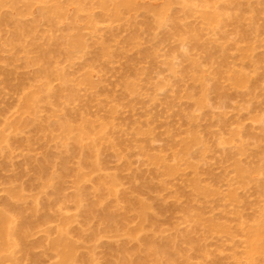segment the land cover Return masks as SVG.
Returning <instances> with one entry per match:
<instances>
[{
	"label": "rangeland",
	"instance_id": "374dc122",
	"mask_svg": "<svg viewBox=\"0 0 264 264\" xmlns=\"http://www.w3.org/2000/svg\"><path fill=\"white\" fill-rule=\"evenodd\" d=\"M37 1L19 0L14 6L7 3L0 7V211L7 209L8 202L16 203L28 219L35 215L33 204L38 209L31 218L33 225L29 220L26 237L32 252L29 249L24 254L17 247L18 253L15 248V262L55 263L50 243L66 224L69 238L77 244L76 255L83 256L78 257V264H155L152 255L168 242L173 243L169 247L175 249L174 255L171 248L166 250L177 258L176 264H244V260L251 264L245 255L250 228L244 230L264 219V0H132L131 9L121 13L125 0ZM58 6L65 14L57 15L54 10ZM209 16L214 23L208 21ZM11 18L20 19L29 28L27 35L20 36L24 44L19 39L23 48L19 42L15 48L10 45L16 38ZM78 35L86 45L78 40L74 47L77 44L72 39ZM46 50L57 51L48 67L54 65L51 74L57 72L62 78L50 75L46 78L49 82L44 80L55 89L57 101L53 94L49 98L50 90L42 92L47 87L43 88L37 59ZM232 76L235 82L230 80ZM203 77H207L204 82ZM237 77L243 80L242 85ZM213 78L215 83L209 82ZM89 79L94 81L92 85ZM206 84L210 88L206 87L205 94L202 87ZM38 90L44 95H38ZM30 91L39 98L34 96L37 108L26 111L24 100L32 95ZM202 93L207 107L203 109L202 103L198 109L196 102ZM47 97L49 104L44 100ZM66 120L73 127L69 136L61 129ZM28 124V129L23 127ZM81 127L88 128L83 131L89 137L83 142L85 133H81L78 146L74 139L83 132ZM64 133L72 141L62 137ZM186 139L190 141L186 143ZM91 142L99 148L100 156L93 150L99 161L97 171L83 165V151L89 150ZM183 142L190 146L188 154ZM161 158L165 175L160 172ZM237 162L242 164L240 169ZM83 173L84 180L79 183L78 175ZM107 176L117 181L113 195L97 182ZM78 194L81 203L75 197ZM141 201L148 206L142 205L149 208L152 221L143 222L145 218L139 216L147 211L141 208ZM114 203L117 208L123 205L117 210ZM13 207L7 212L14 211ZM104 218L114 219L115 224ZM141 225L142 235L138 233ZM146 240L159 246L153 250ZM145 247L149 248L148 256ZM137 248L141 252L133 253ZM167 252L162 256L159 252L161 264H175ZM261 262L255 264H263V259Z\"/></svg>",
	"mask_w": 264,
	"mask_h": 264
},
{
	"label": "bare ground",
	"instance_id": "6f19581e",
	"mask_svg": "<svg viewBox=\"0 0 264 264\" xmlns=\"http://www.w3.org/2000/svg\"><path fill=\"white\" fill-rule=\"evenodd\" d=\"M41 1H42V0H40L39 2L42 4ZM17 2L19 3V0H0V4H1L0 7H1L2 5L7 4V3H9V4H11V5L14 6V5L18 4ZM37 2H38V1H37ZM39 2H38V3H39ZM35 3H36V2H35ZM120 3H121V2H120ZM133 3H134V2H133ZM23 4L25 5V3H23ZM23 4H22V2H21V6H22ZM122 4H123V5H122V10L119 8V7H121V5H120V6H119V5L117 6V7H118L117 10L120 9V13H121V11H123V10H128V8L131 9V5H132V6L134 5V4H132V0H125V3H124V1H123ZM19 5H20V4H19ZM31 5H32L31 1H28L27 6L30 8ZM35 5H36V4H35ZM102 6H103V5H102ZM5 8H6V7H5ZM5 8H3V9H5ZM20 8H21V7H20ZM24 8H25V7H24ZM41 8H42V6H41ZM53 8H54V7H53ZM55 8H56V9H55L54 11H55V12L57 11V12H56L57 15H59L58 13L64 11V8L62 9V11H60L62 7L59 8V6H58V7H55ZM123 8H127V9H123ZM1 10H2V9H1ZM1 10H0V11H1ZM11 10H12V9H11ZM20 10H21V9H20ZM24 10H25V9H24ZM21 11H22V10H21ZM24 12H25V11H24ZM40 12H43V11H40ZM48 12H50V11H48ZM117 12L119 13V11H117ZM25 13H26V12H25ZM50 13H51V12H50ZM62 13H63V12H62ZM62 13H61V14H62ZM120 13H119V15H120ZM20 14H21V13H20ZM41 14H42V13H41ZM53 14H54V13H53ZM64 14H65V11H64ZM43 15H44V14H43ZM55 15H56V14H55ZM55 15H54V17H55ZM57 15H56V16H57ZM117 15H118V14H117ZM22 16H25V15H24V14L21 15L20 18H21ZM210 16L212 17L213 15H210ZM210 16H209V19H211V20L208 19V21H209L210 23H211V22L214 23V22L212 21V20H214V18H217V19H218V17H214L215 15L213 16V17H214L213 19H212ZM6 17H7V15H6ZM9 17H10V16H9ZM9 17H8V18H9ZM12 17H13V16H12ZM14 17H15V16H14ZM14 17H13V18H14ZM41 17H43V16H41ZM47 17H48V16H47ZM58 17L60 18V17H62V16L60 15V16H58ZM13 18H11L10 20L15 21L16 19H13ZM23 18H24V17H23ZM23 18H21V21H22ZM44 18H46V15H45ZM49 18H50V20L52 19L51 16H50ZM49 18H48V19H49ZM207 18H208V17H207ZM217 19H215V20H217ZM46 20H47V19H46ZM54 20H55V19H54ZM57 20H58V18L56 19V21H57ZM13 21H12V23H13ZM51 21H52V20H51ZM48 22H49V21H48ZM58 22H59V21H58ZM50 23H51V22H50ZM52 23H53V22H52ZM14 24H15V27L13 26L14 28H13V27H12V28H13L15 31L13 30V32L15 33V34H14L15 37L18 38V39L15 38L16 41H15V40L13 41L14 44H12V41H10V45H11V46L13 45L14 48H15V47H16V46H15V43H16V44H19V43H20V44H19L20 46H19V45H18V46L23 48L24 45H22L21 42H19V39L22 40V43L24 42L23 39H22V37L20 38V36H25V34L27 35V32L29 31V28L26 26V24L24 25L23 23H21V22H20V19H19L18 21H15V22L13 23V25H14ZM53 24H54V23H53ZM56 24H57V22H56ZM58 24H59V23H58ZM51 25H52V24H51ZM56 26H57V25H56ZM57 27H58V26H57ZM30 28H32V27H30ZM33 29H34V28H32V30H33ZM32 30H31V31H32ZM28 34H29V33H28ZM33 36H34V35H33ZM76 38H77V39H76ZM76 38H73V39H72V41L74 40V42H76V43H74V44H77V41H78V40H79V41H82V40H83V38H82V40H80L81 37H79V35H78V37H76ZM10 40H11V39H10ZM65 40H66V39H65ZM69 41L71 42V39H70ZM18 42H19V43H18ZM82 43H84V41H82ZM23 44H24V43H23ZM59 44H60V43H59ZM65 44H66V42H65ZM71 44H73V42H71ZM21 45H22V46H21ZM79 45H80V43H79ZM84 45H86V44L84 43ZM77 46H78V44H77L76 46H74V47H77ZM80 46H81V45H80ZM82 46H83V45H82ZM58 47H59V46H58ZM12 48H13V47H12ZM36 48H37V47H36ZM49 48H50V50H51V47H49ZM63 48H64V47H63ZM81 48H83V47H81ZM81 48H80V49H81ZM17 49H19V48H17ZM53 49H54V48H53ZM56 49H57V48H56ZM15 50H16V49H15ZM57 50H58V49H57ZM47 51H48V50H46V51H41L40 54H39V57H38V59H37L38 64H40V66H41V67H40L39 74L41 73V76L44 77L43 79H42V78H41V79H42V81L47 80L48 77H51L50 75H53V77H54V75H56L57 77H56V76H55V77H56L57 79H59V78H60L59 73H58L59 78H58L57 72H56V74H51V72H52L53 70H55V68H56V67H54V65H53V64H55V63H54L55 61H54L53 64H52V65H53V67H52L53 70H51L52 68H49V67H50L49 64H50L53 60H55L54 57H55L57 54H56L54 57H53V55H54L57 51H56L55 53H52L51 51H50V52H49V51L47 52ZM52 51L54 52L55 50H52ZM246 51H248V52H246ZM249 51H250V49H249V50H245L244 53H245V56H246V57H245V56H242L244 59L248 57V56H247V53H249ZM60 52H61V51H60ZM244 53H243V54H244ZM52 54H53V55H52ZM52 65H51V66H52ZM28 66H29V65H28ZM38 66H39V65H38ZM48 66H49V67H48ZM3 69H4V68H3ZM29 69H30V68H29ZM49 69H50L51 71H50ZM56 70H57V69H56ZM4 71H5V70H4ZM1 72H2V70H1ZM219 72H220V71H219ZM232 72H233V71H232ZM238 72H239V71H238ZM238 72H237V75H238ZM5 73H6V72H5ZM11 73H12V71H11ZM13 73H14V72H13ZM234 73H236V72H234ZM7 74H8V76L12 77L11 74L9 75V70H8V73H7ZM216 74H219V73H216ZM216 74H215V75H216ZM242 74L244 75V73H242V72H240V74H239V75L241 76V78L244 77ZM3 75H4V74H3ZM33 75H34V74H32V76H33ZM41 76H40V77H41ZM89 76H90V75H89ZM89 76H88V78H91V77H89ZM216 76H217V75H216ZM55 77H54V78H55ZM200 77H201V76H200ZM232 77L234 78L235 76H232ZM232 77L230 78V80H234V82H235V81H236L235 78L232 79ZM7 78H8V77H7ZM13 78H14V77H13ZM46 78H47V79H46ZM61 78H62V77H61ZM61 78H60V79H61ZM203 78H204V77H203ZM205 78H206V79H205ZM205 78L203 79V82L207 80V77H205ZM215 78H216V77H215ZM215 78L212 79L213 81H212V80L210 81V79H208V80H209V82H211V83H212V82L215 83V82H214ZM41 79H40V80H41ZM50 79H51V78H50ZM60 79H59V80H60ZM199 79H200V78H199ZM199 79H198V82H199L200 84H202V79L200 80L201 82L199 81ZM236 79H237V83L240 84L239 81H241L242 79L238 80L239 77H237ZM63 80H64V79H63ZM89 80H90V81H89ZM89 80H88V81L90 82V84H91V82H94V81H91V79H89ZM61 81H62V80H61ZM64 81H65V80H64ZM216 81H217V80H216ZM245 81H246V82L249 81V80H248V77L246 78ZM44 82H45V81H44ZM44 82H42L43 88L46 89V87H47V90L45 91V90L43 89L42 92L47 93V91L50 90V91L48 92V93H49L48 96H49L50 99H51V96H53V95L56 96V92H54L55 89H54V88H53L54 90L52 89V85H51V87H50V85H48L49 83L47 84L46 82H45V83H44ZM47 82H49V81L47 80ZM231 82L233 83V81H231ZM67 83H68V82H66V84H67ZM87 83H88V82H87ZM206 83L208 84V82H206ZM237 83H236V84L233 83V84H234L235 86H236V85L238 86ZM242 83H243V80H242V82H241L240 85H242ZM46 84H47V85H46ZM92 84H93V83H92ZM92 84H91V85H92ZM204 84H205V83H204ZM207 84H206V85H203V87H202V92H203L204 90L206 91V87L208 86ZM217 84H218V83H217ZM246 84H247V83H246ZM30 85H31V84H30ZM210 85H211V84H210ZM215 85H216V84H215ZM240 85H239V86H240ZM243 85H244V84H243ZM66 86H68V85H66ZM204 86H205V88H204ZM211 86H212V85H211ZM237 86H236V88H237ZM30 87H31V86H30ZM38 87H39V86H37V88H38ZM208 87H209V86H208ZM220 87H221V86H220ZM244 87H245V86H244ZM37 88L35 87L36 90H37ZM61 88H62V87H61ZM200 88H201V87H200ZM209 88H210V87H209ZM217 88H218V89H221V88H219V86H218ZM238 88H239V87H238ZM240 88H242V87H240ZM38 89L40 90V88H38ZM69 89H70V88H69ZM213 89H214V88H213ZM33 90H34V89H33ZM39 90H38V91H39ZM52 90H53V91H52ZM57 90H58V89H57ZM63 90H64V89H62V91H63ZM208 90H209V89H208ZM73 91H74V90H73ZM205 91H204L203 93H205ZM218 91L220 92V90H218ZM30 92H31V91H30ZM33 92H35V90H34ZM42 92L39 91L37 94L39 95V94H41ZM51 92H53V93H51ZM213 92L215 93V90H214ZM223 92H225V90H223ZM31 93H32V92H31ZM35 93H36V92H35ZM203 93H202V96L200 95V96H201L200 98H202V99H199L200 101L197 99L198 101L196 102V103L199 102V104H196V106H198V109L200 108V106H202V105L205 103L206 95H203ZM27 94H28V93H27ZM33 94H34V93H32V95H31L29 98H27V97H28V96H27V97H26L27 100H24V101H25V109H26V111H30V109H32V106L35 107L36 103H38V101L35 99L36 94H34V95H33ZM51 94H53V95H51ZM205 94H206V93H205ZM208 94H210V93L208 92ZM216 94H217V93H216ZM220 94H221V93H220ZM222 94H223V93H222ZM41 95H44V94L42 93ZM50 95H51V96H50ZM32 96H33V97H32ZM34 96H35V97H34ZM204 96H205V97H204ZM208 96H209V95H208ZM37 97H38V96H37ZM37 97H36V98H37ZM42 97H43V96H42ZM44 97H46V95H45ZM71 97H72V96H71ZM24 98H25V97H24ZM26 98H25V99H26ZM38 98H39V97H38ZM38 98H37V99H38ZM49 98L47 97L48 100H46V98L44 99V100L46 101L47 104H49V103H48V102L50 101ZM198 98H199V97H198ZM224 98H225V96H224ZM52 99H53V98H52ZM58 99H59V98H58ZM203 99H204V100H203ZM202 100L204 101V103H203ZM208 100H209V99H208ZM39 101H40V100H39ZM54 101H55V100H54ZM54 101L52 100V102H54ZM56 101H57V96H56ZM59 101H60V100H59ZM59 101H58V102H59ZM206 101H207V99H206ZM52 102H51V103H52ZM59 103H60V102H59ZM202 103H203V104H202ZM52 104H53V103H52ZM55 105H56V104H55ZM204 105H205V104H204ZM204 105H203V109L207 107L206 105H205V106H204ZM48 106H49V105H48ZM35 108H37V107H35ZM53 108H56V106L53 107ZM39 109H40V108H39ZM200 109H202V107H201ZM32 110H33V109H32ZM32 110H31L30 113L33 112ZM42 110H43V109H42ZM55 110H56V111H55ZM55 110H54V112H55V114H56V112H57L58 109H55ZM36 112H37V111H36ZM36 112H35V115H36ZM66 112H68V111H66ZM66 112H65V113H66ZM40 113H41V112H40ZM40 113H39V114H40ZM32 114H33V113H32ZM57 114H58V113H57ZM67 114H68V113H67ZM67 114H66V115H67ZM40 115H41V114H40ZM57 116H58V115H57ZM64 117H66V116H64ZM67 117H68V115H67ZM67 117H66V119H67ZM193 117L196 118V116H194V115H193ZM193 117H192L191 119H194ZM34 118H35V117H34ZM196 119H198V116H197ZM22 120H23V119H22ZM34 120H35V119H34ZM194 120H195V119H194ZM194 120H193V121H194ZM20 122H21V120L19 121V123H20ZM25 122H26V121H25ZM62 122H64V120H63ZM86 122H87V121H86ZM86 122H85V123H86ZM87 123H88V122H87ZM22 124H25V123H22ZM60 124H61V123H60ZM81 124H82L81 126H83V122H82ZM88 125H89V124H88ZM12 126H13V125H12ZM17 126H18V125H17ZM20 126H21V125H20ZM28 126H29V124L26 125V126H23V127L26 128V127H28ZM30 126H31V125H30ZM58 126H59V125H58ZM72 126H73V125H72ZM84 126H86V125L84 124ZM90 126H91V125H90ZM15 127H16V126H15ZM23 127H22V129H24ZM79 127H80V125H79ZM87 127H89V126H87ZM28 128H29V127H28ZM28 128H26V129H28ZM59 128H60V127H59ZM77 128H78V127H77ZM84 128H85V127H84ZM84 128L82 129V127H81L82 130H81V129H80V130L83 131ZM61 129H62V130L64 129L66 132H69V134H68V136H69V135L71 134L70 131L73 130V127H71V125L68 124V123H67V120H66V122H65L64 124H62V128H61ZM61 129H59V130H60L61 133H63V132L61 131ZM71 129H72V130H71ZM85 129H88V128H85ZM9 130H10V129H9ZM15 130H16V129H14V130L12 131V133H14ZM64 130H63V131H64ZM80 130H78V131H80ZM24 131H25V130H24ZM86 132H87V131H86ZM4 133H5V132H4ZM81 133L83 134V133H85V132H84V131H83V132H80V133H79V136L75 135V136H77L76 138H75V136H74V138H75V139H74V142H78V146H79V143H81V138H82V136H83V137L85 136L84 138H82L83 142L86 141V140L84 141V139H88V138H86L87 136L89 137V134L87 135V133H85V135H82V136H81V135H80ZM2 134H3V133H2ZM63 135H64V136H63ZM65 135H66L65 133L62 134V137H67V136H65ZM5 136H6V135H5ZM5 136H3V137L6 138L8 135H7L6 137H5ZM1 137H2V136H1ZM9 137H10V136H9ZM9 137H8V138H9ZM4 138H3V139H4ZM8 138H7V139H8ZM68 138H69V140L72 141V139H70L71 137H67V139H68ZM64 139H65V138H64ZM67 139H65V141H66ZM90 139H91V137H90ZM192 139H193V138H191V140H192ZM8 140H9V139H8ZM69 140H68V141H69ZM187 140L190 141V139H186V140H185L186 143H188ZM95 141H96V140L94 139V142H95ZM193 141H194V140H193ZM193 141H192V142H193ZM5 142H6V141H5ZM74 142H73V144H74ZM91 143H92V142H91ZM96 143H97V142H96ZM183 143H184V144H183ZM183 143H182V145L185 146V142H183ZM5 144H6V143H5ZM75 144H77V143H75ZM93 144H94V143L90 144L89 146H91V145H93ZM89 146L87 147V149H89L88 151L85 149L86 147L83 148V149H85V150L83 151V153L86 152V153L88 154V155H87L86 153H84V154H85V158H84L85 160H83V162H84L83 165H85V164H86V165L89 164V165L91 166V170L95 169V170L97 171L98 169H96V167H97V163H99V161H98V159H96V158H97L96 155L99 153V152H98V151H99V150H98L99 148H98V145H96V144L93 145L94 147L91 146L92 149L89 148ZM74 147H75V146H74ZM76 147H77V146H76ZM76 147H75V149H77ZM188 147H190L189 144L186 145L184 148L181 146V148L185 149L184 152H185L186 154H188L187 152H189V151L191 150V149H188ZM78 148H80V147H78ZM93 148H94V149H93ZM96 149H97V151H96ZM79 150H80V149H79ZM93 150H94V152H96V155L93 154ZM0 151H1V149H0ZM181 151H182V150H181ZM83 153H82V154H83ZM92 155H94V156H92ZM98 155H99V154H98ZM98 155H97V156H98ZM183 155H184V154H183ZM82 156H83V155H82ZM88 156H89V157H88ZM99 156H100V155H99ZM187 156H188V155H187ZM92 157L95 158V159H94L95 161L93 160ZM158 157H159V156H158ZM158 157H157V160H158ZM189 157H190V156H189ZM87 158H88V159H87ZM155 158H156V157H155ZM155 158H154V159H155ZM159 158H160V157H159ZM183 158H185V157L183 156ZM89 159H90V160H89ZM162 159H163V158H161L160 161H161ZM188 159H189V158H188ZM46 160H47V159H46ZM87 160L90 161L91 163L88 162ZM181 160H182V159H181ZM185 160H186V159H185ZM96 161H97V162H96ZM85 162H87V163H85ZM155 162H156V161H155ZM161 162H163V164H161L162 167H163V169H161V170H163V171H160V172H164L162 175H165V170H167V169L164 170V167H165V166H163L164 163H165V161L163 160V161H161ZM157 163H158V162H157ZM157 163H156V164H157ZM159 163H160V162H159ZM159 163H158V164H159ZM237 163H238L237 166H238V168L240 169L239 166H241L242 164L240 165L239 162H237ZM45 164H46V163H45ZM158 164H157V165H158ZM166 164H167V163H166ZM166 164H165V165H166ZM86 165H85V167H88V165H87V166H86ZM65 166H66V164H65ZM90 166L88 167L89 169H90ZM40 167H41V166H40ZM46 167H47V165H46ZM159 167H160V166H159ZM170 167H174V166H170ZM170 167H169V168H170ZM42 168H44V167L42 166ZM66 168H67V170H68V167H66ZM241 168H242V170H243V166H242ZM37 169H38V168H37ZM39 169H40V168H39ZM174 169L178 170L179 168L177 169V167H176V168H174ZM244 169H245V168H244ZM65 170H66V169H65ZM157 170H160V169H157ZM172 170H173V168H172ZM172 170L170 169V171H169V172H170V174H169L170 176H171V173L174 171V170H173V171H172ZM38 171L40 172V170H38ZM179 171H180V169H179ZM244 171H245V170H244ZM244 171H243V172H244ZM246 171H247V170H246ZM42 172H43V171H42ZM80 172L82 173V170H81ZM83 172H84V171H83ZM94 172H95V171H94ZM156 172H158L159 174H161L159 171H156ZM166 172H168V171H166ZM176 172H177V171H176ZM176 172H175V173H176ZM238 172L240 173V171H238ZM243 172H242V173H243ZM247 172H248V171H247ZM247 172H246V174H248ZM84 173H85V172H84ZM84 173H83V174H84ZM40 174H42V173L40 172ZM78 174H79V173H78ZM83 174H82V175H83ZM82 175H81V174L78 175V176H80L79 178H81L80 180L78 179V180H79V183H80V182H83V180H84V179L82 180V178L85 177V174H84L83 176H82ZM166 175H167V173H166ZM244 175H245V173H244L242 176L244 177ZM38 176H40V175H38ZM38 176H37V177H38ZM59 176H60V175H59ZM61 176H62V175H61ZM61 176H60V178H61ZM78 176H77V178H78ZM81 176H82V177H81ZM240 176H241V173H240ZM42 177H43V176H42ZM165 177H166V176H165ZM167 177H168V176H167ZM57 178H59V177H57ZM60 178H59V179H60ZM43 179H44V178H43ZM53 179H54V177H52V180H53ZM64 179H65V178H64ZM99 179H100V178H99ZM38 180H39V179H38ZM57 180H58V179H57ZM78 180H76V181H78ZM53 181H56V180L54 179ZM62 181H63V180H62ZM115 181H116V180H114L113 177H111V176H110V177L107 176V177H103V178H101V179H100L99 181H97V182H99V185H100L101 187H104V189H106L109 193H111V194L113 195V193L115 192V189H116V187H115ZM195 181L197 182L198 180H195ZM116 182H117V181H116ZM56 183H57V182H56ZM59 183H60V182H59ZM61 183H63V182H61ZM97 184H98V183H97ZM56 185H57V187H58V184H56ZM59 185H60V184H59ZM61 185L63 186L64 183L61 184ZM77 185H79L78 182H77ZM197 185H199V184L197 183ZM81 186H82V185H81ZM116 186H118V185H116ZM197 187H198V186H197ZM199 188H202V186H200ZM60 189H61V188H60ZM202 189H203V188H202ZM204 189H206V187H205ZM207 189H209V188L207 187ZM81 190H82V189H81ZM93 190H94V189H93ZM197 190H198V189H197ZM211 190H212V189H211ZM14 191H15V190H14ZM59 191H60V190H59ZM199 191H200V189H199ZM202 191L204 192L205 190H202ZM212 191H213V190H212ZM212 191H211L210 194H213ZM11 193H13V190L11 191ZM109 193H107V194H109ZM207 193H209V192L207 191ZM115 194H117V193H115ZM127 194H128V193H127ZM201 194H202V193H201ZM203 194H204V193H203ZM99 195H100V194H99ZM125 195H126V194H125ZM204 195H205V198H206V200H207V194L205 193ZM214 195H215V194H214ZM214 195H212V196H214ZM115 196H117V195H114V198H116ZM209 196H210V195H209ZM235 196H236V195H235ZM19 197H20V196H18V198H19ZM75 197H76V199H77L78 202H80L81 199H82V198H81L82 196H81L80 194H78V195L75 196ZM120 197H121V195H120ZM124 197H125V196H124ZM126 197H127V196H126ZM21 198H22V200L24 201L23 197H21ZM111 198H113V197H111ZM127 198H128V197H127ZM212 198H213V197H212ZM8 199H10V197H8ZM19 199H20V198H19ZM118 199H119V201L115 199V201H113V202H115V203H116L117 201L120 202V198H118ZM20 200H21V199H20ZM123 200H124V199H123ZM123 200H121V203H122ZM208 200H209V198H208ZM8 201H9V200H8ZM10 201H12V199H11ZM23 201H21V202H23ZM102 201H103V200H102ZM125 201H126V200H125ZM12 202H13V201H12ZM24 202H26V201H24ZM34 202H35V201H34ZM49 202H50V201H49ZM97 202H98V201H97ZM126 202H127V201H126ZM128 202H129V201H128ZM13 203H14V202H13ZM18 203H19V201H18ZM80 203H81V202H80ZM115 203H114V208H116L117 210H118V208L120 209V207L123 205V204L121 205V203H120V205H119L120 207L117 208V207H115V205H116V206H118V205L115 204ZM141 203H142V201H141ZM141 203H140V204H141ZM143 204H145V203H142V204H141V208L143 207V210H146V209H147V211H143V212L141 211V212H140V210H142V209H141V208L139 209V212H140V213H138V214H140L139 216L142 215V217L145 218V219H142V217H140V219L144 220L143 222H146V220H147V222L152 221V220H151V217L149 216V210H148L149 208H144V206H145V207H148V206H147L146 204H145L144 206H142ZM7 205H8V206H7V209H8V210H10L9 207L12 208V205H13L15 208L13 207L14 211H11V212H10V211L7 212V209H6V210L4 209L5 207L3 208V210H5V211H2V209H1V211H0V263H1L2 261H4V260H7V261H9V262H11V263L13 262L14 264H17V261L15 262V259H16V258H14L15 256H13V255H15V254H12V252H13V250L16 248L17 250H16V249H15V250L18 251V253H19L20 250H18V248H17V247H19V249L23 250V253L26 254V253L28 252V250L30 249V247H29L30 244H29L28 242H26V241H28V240H26V239H27L26 237H28V235H29V229H30V225H29V224H30V221H29V220L32 221L31 218H32L33 216L35 217V215H36V211H38V209H37V207L34 206V204H33L34 208H33V206L31 205V206H32L31 209L34 211L35 215L32 213V214H33L32 217L30 218V216H29L28 219H27V218H26L27 216H26V217L22 216V215H23V212H22L23 209H22V207H19V206L17 207V206H15V205H17L16 203H15V205H14V204H12L11 202H10V203L8 202ZM9 205H10V206H9ZM19 205H21V204H19ZM24 205H25V204H24ZM94 205H95V204H94ZM124 205H126V207H127L129 204H125V203H124ZM111 206H113V205L111 204ZM16 207H17V208H16ZM23 207H25V206H23ZM49 207H50V206H49ZM51 207H52V206H51ZM89 207H90V206H89ZM92 207H94V206L92 205ZM100 207H102V205H101ZM109 207H110V206H109ZM94 208H95V207H94ZM124 208H125V207H124ZM129 208H130V207H129ZM129 208H125V209L128 210ZM13 209H12V210H13ZM18 209H20V210H18ZM34 209H35V210H34ZM36 209H37V210H36ZM116 209H115V210H116ZM21 210H22V211H21ZM96 210H97V209L95 208L94 211L96 212ZM98 210H99V209H98ZM106 210H107V209H106ZM115 210H114V212H116ZM122 210H123V209H122ZM24 211H25V210H24ZM33 211H31V212H33ZM90 211H92V210L90 209ZM94 211H93V212H94ZM109 211H110V210H109ZM125 211H126V210H125ZM125 211H123V212H125ZM13 212H15V213H13ZM21 212H22V213H21ZM86 212H87V211H86ZM97 212H98V211H97ZM126 212H127V211H126ZM126 212H125V213H126ZM146 212H148V214H146ZM25 213H26V212H25ZM89 213H91V212H89ZM89 213H88V214H89ZM101 213H102V212H101ZM104 213H105V212H104ZM109 213H110V212H109ZM121 213H122V212H121ZM88 214H87V215H88ZM112 214H114V213H111L110 215H112ZM150 214H151V212H150ZM238 214H239V213H238ZM15 215H16V216H15ZM24 215H25V214H24ZM90 215L93 216V214H90ZM97 215H98V213H97ZM108 215H109V214H108ZM151 215H152V214H151ZM236 215H237V214H236ZM18 216H19V217H18ZM94 216H95V215H94ZM103 216H104V215H103ZM112 216H113V215H112ZM115 216H116V214L114 215V217H115ZM117 216H118V215H117ZM117 216H116V217H117ZM139 216H138V219H139ZM107 217H108V216H107ZM109 217H111V216H109ZM114 217H111V218H114ZM116 217H115V218H116ZM148 217H149V219H147ZM18 218H19V219H18ZM100 218H101V217H100ZM115 218H114V219H115ZM261 218H262V217H261ZM263 218H264V217H263ZM33 219H34V218H33ZM104 219H105L106 221H107V220L109 221L108 218H104ZM114 219H110L111 222H110V221H109V222L107 221L108 224L110 223V225L112 224V226H113V223L115 224V222H112V220L114 221ZM152 219H154V218H152ZM258 219H259V218H258ZM71 220H72V219H71ZM148 220H149V221H148ZM259 220H260V221H258V223H256L257 221H256V222L254 221V223H256L257 225L255 224V226H251V225L249 224L248 226H250V227H248V226L246 225L247 228H245V230H244V231H246V229L248 230V229L250 228V230H248V236H249V237L246 235V236L248 237V238H247V241H248V239H249V241H248L249 243H247V244H248L247 246H249V250H248V251L246 250V251L248 252V254L245 253L246 257L248 256L249 259H248V258H245V257H244V259H248L249 261H247V262H249V263H251V264L260 263V262L262 261V259H263V261H264V219H263V220H262V219H259ZM68 221H69V220H68ZM100 221H104V220H100ZM155 221H156V220H155ZM211 221H212V219H211ZM34 222H35V221H34ZM34 222L32 221L31 224L33 225ZM104 222H105V221H104ZM107 222H106V223H107ZM117 222H119V221L116 220V223H117ZM212 222H213V221H212ZM101 223H102V222H101ZM119 223H120V222H119ZM119 223H118V224H119ZM150 223H151V222H150ZM153 223H154V222H153ZM254 223L252 222V225H254ZM69 224L71 225V222H70ZM108 224H107V227H108ZM145 224H146V223H145ZM145 224H144V225H145ZM147 224H148V223H147ZM147 224H146V225H147ZM222 224H223V222L221 223V225H222ZM224 224H225V223H224ZM70 225H69V226H70ZM102 225H104V224L102 223ZM209 225H210V223H209ZM211 225H212V223H211ZM216 225H218V224L215 223V228L218 229L219 226L217 227ZM115 226H117V225H115ZM33 227H34V226H33ZM107 227H106V230H107ZM110 227H111V226H110ZM146 227H147V226H146ZM240 227H241V226H240ZM114 228H115V227H114ZM209 228H210V227H209ZM110 229H111V228H109L108 230L110 231ZM115 229H116V228H115ZM137 229H138V228H137ZM140 229H141V230L138 232L139 234H140V232L144 229V228L142 229V225H141V228H140ZM211 229H212V227H211ZM221 229L224 230V232L227 230L225 226H221ZM243 229H244V227H243ZM243 229H242V230H243ZM215 230H216V229H215ZM219 230H220V228H219ZM79 231H80V230H78V232H79ZM143 231H144V230H143ZM143 231H142V232H143ZM211 231H212V230H211ZM211 231H209V233H210ZM240 231H241V230H240ZM81 232H82L83 234H85V233H84L85 231L82 230ZM220 232H221V231H220ZM136 233H137V232H136ZM136 233H135V234H136ZM138 233H137L136 235H138V236L142 235V234L139 235ZM213 233H214V230H213ZM231 233H232V232H231ZM246 233H247V232H246ZM69 234H70V233H69ZM214 234H215V233H214ZM219 234H220V233H219ZM70 236H71V235H70ZM79 236H80V235H79ZM81 236H82V235H81ZM132 236H133V235H132ZM134 236H135V235H134ZM138 236H137V237H138ZM187 236H188V235H187ZM137 237H136V238H137ZM81 238H83V236H82ZM81 238H80V239H81ZM145 239H146V238H145ZM150 239H151V238H150ZM152 239H153V238H152ZM133 240H134V239H133ZM137 240H139V238H138ZM142 240H143V239H142ZM169 240H170V239H169ZM146 241H147V240H146ZM150 241H151V240H150ZM154 241H156V240L154 239L153 242H154ZM163 241H164V240H163ZM139 242H141V241H139ZM153 242H151V243L153 244ZM156 242H157V241H156ZM161 242H162V241H161ZM192 242H194V241L192 240L191 243H192ZM26 243H28L29 245L26 244ZM141 243H142V242H141ZM151 243H148V241H147V245L150 246L149 248L152 247L151 249H153V247H154V248H157V247L159 246V245L156 246V245H154V244H153V246H152ZM163 243L165 244V242H163ZM166 243H167V242H166ZM170 243H171V242H170ZM170 243L168 242V243H167L168 245H166V244L164 245V246H166V248H164V246H163V248H160V249L157 248V249L155 250V252H154L155 255H154V254L152 255V251H153L154 249H153V250L150 249L149 254H151L152 257L155 256V259H156L157 264H161V262H162V261H160V259H162V257H161L160 259H159V257H158V256H159V255H158L159 252H160L161 256H162V254H165V251L167 252L166 249H167V248H168V249L171 248V247H169V246L173 244V243H172V244H170ZM197 243H198V242H196V245H197ZM145 244H146V243H145ZM21 245H22L23 247H21ZM27 245H28V246H27ZM140 245H141V244H140ZM140 245H139V246H140ZM192 245H193V244H192ZM50 246H51V247H49V248H51V249H49V251H50V250H51V251L53 250L52 252H55L56 257H57V259H56L57 261H56L55 263H53V264H76V263L78 264V262H79V261H78V257L81 259V256H82V255H80V256H79V255H78V256L76 255V252H77V250H76V246H77V244H75V242H73V240H71V239L69 238V235H68V232H67V229H66V224L63 225V226H61V227L58 229V238L55 239V240L53 239V241L50 243ZM172 246H173V245H172ZM175 246H176V245H175ZM20 247H21V248H20ZM136 247H137V246H136ZM140 247H142V246H140ZM146 247H147V246H146ZM146 247H145V248H146ZM194 247H195V246H194ZM22 248H23V249H22ZM79 248H80V247H79ZM138 248H139V247H138ZM138 248H137V250H138ZM149 248H146V252H145V253L147 254V256H148V250H149ZM198 248H199V246H198ZM47 249H48V248H47ZM77 249H78V248H77ZM125 249H126V248H125ZM135 249H136V248H135ZM147 249H148V250H147ZM161 249H162V251H161ZM172 249H174V248H171V249L169 250V252L172 253ZM15 250H14V253H17V252H15ZM25 250H27V251L24 252ZM30 250H31V249H30ZM143 250H144V249H143ZM174 250H175V249H174ZM49 251H48V252H49ZM51 251H50V253H51ZM124 251H125V250H124ZM128 251H129V250L125 251V253H126L127 255L129 254ZM20 252H21V251H20ZM31 252H32V250H31ZM139 252H141V249L138 250V251L134 250L133 253L138 254ZM169 252H167V253H168L167 255L170 254L169 257H170V256H171V257H170V259H169L168 256L166 255V256H167V259H169V260L171 261V263L174 262V261L176 262L175 259H177V258H175V259L172 258L174 254L172 253V254H173V255H172V254L169 253ZM173 252L177 253L176 251H173ZM123 253H124V252H123ZM145 253H143V255H144ZM179 253H180V252H179ZM29 254H30V253H29ZM78 254H79V251H78ZM89 254L93 255L92 253H89ZM140 254H142V253H140ZM146 254H145V257H144L145 259L143 258L145 261H146V258H147V257H146ZM27 255H28V254H27ZM132 255H134V254H132ZM245 255H244V256H245ZM52 256H53V255H52ZM89 256H90V255H89ZM89 256H87V257L89 258ZM93 256H94V255H93ZM123 256H124V255H123ZM138 256H139V255H138ZM53 257H54V259L56 258L55 256H53ZM82 257H83V256H82ZM130 257H131V255H130ZM150 257H151V256H150ZM152 257H151V258H152ZM88 258H87V259H88ZM91 258H92V260H93V257H91ZM123 258H124V257H123ZM125 258H127V257L125 256ZM125 258H124V259H125ZM35 259H36V258H35ZM129 259H130V258L128 257V260H129ZM37 260H38V259H37ZM90 260H91V259H90ZM107 260H108V259H107ZM169 260H168V261H169ZM172 260H173V261H172ZM258 260H259V261L261 260V261L258 262ZM38 261L40 262V259H39ZM77 261H78V262H77ZM87 261H89V260H87ZM125 261H126V259H125ZM168 261H167V263H168ZM170 261H169V262H170ZM207 261H208V260H207ZM36 262H37V261H36ZM82 262H83V261H82ZM130 262H132V261H130ZM130 262H129V263H130ZM138 262H139V261H138ZM140 262H141V261H140ZM153 262H155V260H154ZM156 262H155V264H156ZM175 262H174V263H175ZM2 263H3V262H2ZM86 263H87V262H86ZM91 263H92V262H91ZM93 263H94V262H93ZM111 263H112V262H111ZM113 263H114V262H113ZM208 263H209V262H208ZM208 263H206V264H208ZM261 263H262V262H261ZM33 264H34V263H33ZM37 264H39V263H37ZM87 264H88V263H87ZM107 264H108V262H107ZM130 264H131V263H130ZM141 264H143V263H141ZM144 264H145V263H144ZM172 264H173V263H172ZM175 264H176V263H175ZM244 264H245V260H244ZM246 264H247V263H246ZM263 264H264V263H263Z\"/></svg>",
	"mask_w": 264,
	"mask_h": 264
}]
</instances>
